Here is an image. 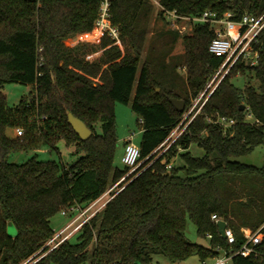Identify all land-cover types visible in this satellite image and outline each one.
I'll use <instances>...</instances> for the list:
<instances>
[{
  "label": "trees",
  "instance_id": "trees-1",
  "mask_svg": "<svg viewBox=\"0 0 264 264\" xmlns=\"http://www.w3.org/2000/svg\"><path fill=\"white\" fill-rule=\"evenodd\" d=\"M159 1L184 15L210 9L219 16L232 12L238 19L264 12V0ZM99 6L100 0H0V264H22L32 256L31 264H152L154 254L171 262L194 254L204 260L218 253L216 245L227 247L214 213L234 230L235 247L244 240L243 227L260 230L257 248L264 254V165L238 160L264 141V31L255 45L259 63L238 61L181 136L159 154L223 61L209 50L214 25L195 23L194 32L183 37L181 60L155 65L142 57L154 10L151 0H114L112 20L121 30L124 50L108 46L112 40L105 36L99 42L103 51L90 59L86 55L92 46L69 47L66 37L92 30ZM180 36L174 31V41ZM182 64L186 79L176 68ZM238 76L256 82L240 88L233 82ZM7 82L33 88L9 105L3 90ZM171 97L184 99L185 110H177ZM118 101L131 103L143 120L141 164L81 227L76 242L70 237L49 250L54 215L87 207L129 172V167L115 165ZM70 111L93 130L87 140L68 123ZM249 112L262 124L245 120ZM222 116L236 123L225 131L216 122ZM17 128L23 134H10ZM61 140L75 146L76 160L37 155L21 163L8 160L14 150H59ZM192 143L203 147L205 155H193L188 150ZM177 155L184 164L168 169ZM188 219L199 235L212 234L211 246L188 238ZM10 221L15 234L8 230ZM235 261L264 264V257L238 255Z\"/></svg>",
  "mask_w": 264,
  "mask_h": 264
},
{
  "label": "built area",
  "instance_id": "built-area-1",
  "mask_svg": "<svg viewBox=\"0 0 264 264\" xmlns=\"http://www.w3.org/2000/svg\"><path fill=\"white\" fill-rule=\"evenodd\" d=\"M113 1L114 0H100L98 16L94 22L92 30L98 40L108 36L114 44L122 45L121 30L113 23L112 20ZM155 1L159 5V10L162 11L163 18L169 23L173 24L180 20H187L193 25L197 22H209L213 24L216 35L210 42L209 50L211 53L223 58L221 65L210 76L204 89L195 98L193 106L184 114L180 124L173 129L166 141L163 143V145L167 143L162 151L163 153L181 136L189 122L192 121V119L195 118V116L201 111L210 95L215 91L223 78L230 72L238 61L243 60L250 65H256L259 63L261 53L255 45L259 42L260 36L264 31V12L260 14L247 12L242 14V16L238 19L234 17L232 12H226L223 16H219L217 11L210 9L203 11L200 15H184L179 13L176 9L165 8L159 0ZM249 116L254 117V121L251 122L252 124H262V122L256 118L252 112L247 114L245 120L248 121ZM216 122L220 123L226 131L228 130V127L236 123V119L222 116L219 117ZM16 134H23V128H17ZM133 137L134 134L127 137L122 156V161L125 166L129 167V172L118 180L112 187H110L101 197L94 200L87 207L79 208L73 206L70 209L62 210L63 214H69L70 211L77 210V215L66 226L55 233V235L46 243L49 250L56 248L63 241L72 237L85 223L89 222L96 213L101 211L105 207L106 203L123 188V186L120 187V184L140 166L141 148L139 144L133 142ZM172 167V162L167 164L168 169H171ZM212 219L218 225V221L223 218H221L217 213H214L212 214ZM242 231L244 234V240L240 246L235 247L237 242L235 232L227 225L225 229V236H223L226 240L227 247L224 248L220 244L216 245L214 249L218 253L212 254L208 257L209 259H213V262L207 263L208 260L206 259L208 258H206L203 260V264H228V262L236 264L235 257L238 255L244 257L253 256L254 258H259L260 260L263 259V252L257 248L263 238L262 232L260 230L253 231L252 229L246 227H243ZM220 235L222 236L221 233ZM207 237L211 239L213 236L211 233H208ZM33 257L34 256L24 261L22 264L33 263L35 261L33 260Z\"/></svg>",
  "mask_w": 264,
  "mask_h": 264
},
{
  "label": "rangeland",
  "instance_id": "rangeland-1",
  "mask_svg": "<svg viewBox=\"0 0 264 264\" xmlns=\"http://www.w3.org/2000/svg\"><path fill=\"white\" fill-rule=\"evenodd\" d=\"M154 10L152 14V20L150 22L149 33L146 37L145 46L143 49L142 57L148 56L153 60V63L157 65V63L169 62L171 64H176L181 60L182 54L184 52V44L183 37L185 35H190L194 32V25L188 22L187 20H180L176 23H169L166 21L163 16L159 13V5L155 0H151ZM175 24V25H174ZM174 31L178 32L180 38L177 41H174ZM104 38V37H103ZM101 38V40L103 39ZM94 35L93 30L88 32L68 35L66 37V43L69 47H76L82 44H86L88 46H92L93 49L91 52H88L86 58L93 59L97 57L103 51L101 45H99L100 41ZM110 43L108 46L113 45ZM120 46V45H119ZM124 45L122 43L121 48ZM177 68V71L183 76V78H187V67L182 64ZM157 72V70H155ZM233 82L240 88H244L246 83H254L256 80L251 78H246L243 76H238L234 78ZM33 86L31 84H24L18 82H7L4 85V92L7 95L9 105L17 104L27 96ZM160 87H157V89ZM161 90V88H160ZM158 91V90H157ZM193 104L190 106V108ZM189 108V109H190ZM188 109V110H189ZM249 122L254 121V117H248ZM142 120L140 115L132 109L131 103L124 102H116V110H115V130L119 137L118 141V150L116 151L115 156V165L123 168L125 164L122 161L123 153V141L120 139L127 138L131 134H134L133 142L140 143L142 137ZM98 131H101V123L97 125ZM16 135V130L12 131ZM167 144V143H166ZM166 144L159 150V154L162 153ZM59 150H50L46 147L39 148L37 150H14L8 155V160L12 162H25L30 157L37 155L40 159H54L62 162H72L78 158V155L74 153L75 146L69 145L65 140H61L59 143ZM125 149V145H124ZM195 156H204L205 149L201 147L197 143H192L190 148L188 149ZM238 160L253 164L257 166L264 165V141L263 143L257 145L251 152L248 154L242 155L238 157ZM173 166H182L184 164V160L180 155H177L173 159ZM77 215V214H76ZM76 215L63 214L62 211L58 212L54 215V219L52 220L53 227L55 229V233H57L61 227L66 226ZM8 230L10 233L15 234L17 232V227L13 221L8 223ZM187 236L188 238L196 243L203 244L205 246H211V241L206 236H201L197 232V227L195 223L188 219L187 224ZM72 241L76 242L78 240V234H74L72 236ZM207 263H212L213 259H206ZM55 264V263H52ZM89 264V263H87ZM152 264H203V259L198 254H194L188 259L179 262H171L165 255L163 254H154L153 263ZM228 264H232L228 262Z\"/></svg>",
  "mask_w": 264,
  "mask_h": 264
},
{
  "label": "water",
  "instance_id": "water-1",
  "mask_svg": "<svg viewBox=\"0 0 264 264\" xmlns=\"http://www.w3.org/2000/svg\"><path fill=\"white\" fill-rule=\"evenodd\" d=\"M160 91V88L157 89ZM170 101L179 111H184L186 101L182 98L171 97ZM242 109L246 108V104H242ZM68 123L73 127L75 132L80 136L81 140H87L93 135V130L86 124L84 120L76 116L72 111L68 112ZM219 231L222 236H225V229L227 227V221L221 219L218 221Z\"/></svg>",
  "mask_w": 264,
  "mask_h": 264
},
{
  "label": "crops",
  "instance_id": "crops-1",
  "mask_svg": "<svg viewBox=\"0 0 264 264\" xmlns=\"http://www.w3.org/2000/svg\"><path fill=\"white\" fill-rule=\"evenodd\" d=\"M13 130H11L10 131V134H14L13 132H12ZM127 139V138H126ZM126 139L125 138H123V139H120L121 141H123V149H122V152H124V145H125V143H126ZM139 144V143H138ZM119 148L117 147V150H118ZM115 191V190H114ZM71 212V211H70ZM70 214V213H69ZM54 219V217L52 218V220ZM53 225V224H52ZM64 227V226H63ZM63 227H61L60 229H62Z\"/></svg>",
  "mask_w": 264,
  "mask_h": 264
}]
</instances>
